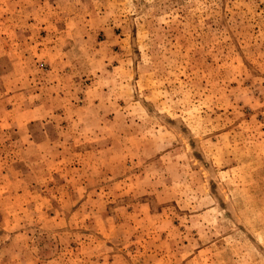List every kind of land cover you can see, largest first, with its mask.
I'll list each match as a JSON object with an SVG mask.
<instances>
[{
	"label": "rangeland",
	"instance_id": "374dc122",
	"mask_svg": "<svg viewBox=\"0 0 264 264\" xmlns=\"http://www.w3.org/2000/svg\"><path fill=\"white\" fill-rule=\"evenodd\" d=\"M0 264H264V0H0Z\"/></svg>",
	"mask_w": 264,
	"mask_h": 264
}]
</instances>
